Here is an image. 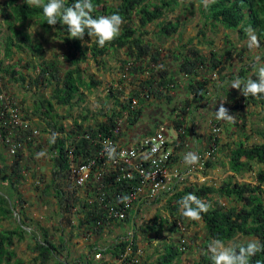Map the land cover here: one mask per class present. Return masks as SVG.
<instances>
[{
	"label": "trees",
	"instance_id": "1",
	"mask_svg": "<svg viewBox=\"0 0 264 264\" xmlns=\"http://www.w3.org/2000/svg\"><path fill=\"white\" fill-rule=\"evenodd\" d=\"M73 2L74 0H65L68 5ZM92 4L93 11L91 14L93 16L117 12L122 18L119 35L110 42H106L103 47H98L95 37H89L86 32L82 40L69 37L67 27L61 25L59 21L55 25H48L42 19L41 10L32 7L28 0H5L0 5V15L3 16L10 30V35L6 42V56L10 57L16 50L20 51L24 48L32 51L35 55H41L42 45L36 42L32 34L24 27V23L29 20L37 21L46 31L56 28L69 50L64 57L71 66L63 67V64H60L55 59L44 60L34 65H31L32 60H27L28 62L24 65L25 67L32 66L38 69L37 74L31 78L33 85L38 87L55 85L50 96L39 95L34 100L32 112L42 122H45L44 131L51 129L52 137L47 139V153L53 175L50 181L43 185L42 191L57 198L61 216V208L71 209V204L77 203L79 200L77 198L69 199L70 195L66 194L62 188L65 184V171L68 167L65 141L73 138L83 128L88 126L91 129L95 128V124L90 123L89 116L84 113L68 124L62 123L60 117L64 116L55 111V104H72L73 99L77 95L83 94L82 88L92 90L93 87L99 84V80H96L94 76H91L90 80L85 78L86 76L81 69L80 62L87 60L88 57L99 61L100 57L111 50L125 49L131 61L142 63L141 66L134 68H140L145 71L146 67L149 68V66L155 64L158 67L157 73L162 77L160 80H157L156 75H151V78L147 77L140 89H134L127 94L119 110L115 108L111 112L106 113L102 120L95 121L99 128L107 133L113 132L114 123L119 117L126 116V124L128 126L139 121L142 107L132 108V101L134 98L139 97V99L141 98L139 100L141 104V101L143 102L142 95L145 98H150L151 95L160 96L161 92L156 87L155 81L160 86L167 87L169 84L174 83L175 80L171 75L168 76V69L164 67L165 63H160V59L165 40L177 33L179 23L172 20H162L161 18L166 13L174 11L180 5V0H120L117 4H109L106 0H92ZM202 17L205 24L212 26L221 24L227 29L238 30L242 38L247 37L248 28H252L256 30L259 39L261 41L264 40V0H211L206 6H203ZM153 23H156L157 29L150 31L147 26ZM149 33H154L155 40H151L147 36ZM85 40H90V42H83ZM177 53L173 51L174 56L179 58ZM1 54L0 51V74L5 72L14 80L25 82L26 76L23 72L15 70L14 64L4 66ZM180 54L183 56L180 70L188 79L186 87L189 99L184 103V109L186 107L189 108L192 103L194 106H199L208 99L209 92V78L201 77L200 69L204 67L210 70L215 69L221 66L222 59L215 52L212 53L211 57H208L196 46L188 48L185 54L180 51ZM126 61L124 60V62ZM237 78L242 80L247 78L256 79L254 66L246 68V64L242 65ZM109 91L117 102H119L120 96L124 94L123 89L114 88L112 84ZM141 92L144 94H141ZM227 100L232 102V106L227 108L228 112L239 117L242 116L237 111L244 109L246 106H264V97L244 96L238 88H232L227 92ZM0 107H4L1 102ZM125 111H128V113H124ZM176 121L178 126L183 125L182 122ZM5 129L2 122H0V148L3 145L2 136L6 133ZM15 131L19 137H25V133L21 128H17ZM187 131L181 136L187 135ZM58 132L60 134H57ZM258 133L261 141L249 143V136L246 135V139H240L229 154L230 169L236 174L254 170V166L256 164L259 165L255 182L240 183L237 181L233 182L231 178H227L220 185H187L169 196L166 207L170 211L171 217H152L147 223L140 225L136 229L135 238H137L139 231L152 242L153 240L149 235L154 234L158 238L164 231L166 224L171 230H174L177 229L179 222L185 223L188 218L180 214L178 201L182 196L191 192L208 205L207 211L202 212L199 216L204 221L206 229L205 249L201 253V258L195 260L193 264H211L207 245L214 238L227 242L241 234L253 237V240H257L264 245V127ZM216 142L218 145V138ZM184 146V141H182L177 145V149H182ZM77 147H79V144H77ZM38 149L37 144L29 141L25 151L22 150L15 156H9L5 149L4 151L0 150V226L4 220L14 216L21 219L12 229L0 228V264H47L52 258L55 259L57 264H77L80 260L70 263L67 257L66 260L62 259L65 256L64 251L68 242L65 236H61L59 242H56L51 238L47 228H40L37 222L36 226L40 230L42 229V232H39L36 226L32 227L33 225L25 220L24 203L26 200L23 198L20 185L25 181V170H28L30 166L23 161L22 156L25 155L26 151H29L28 157L36 158L35 152L37 153ZM54 149L58 150V154L51 156ZM6 156H9L12 160L9 161ZM217 159L216 156V160L207 161L206 168L217 166L221 162L219 160L217 162ZM216 196L227 198L232 203L225 205L221 202H216L214 200ZM92 215L93 219H89L90 225L95 231L101 232L103 228L95 227L97 221V216L95 217V215L98 214L90 209L87 212V216L91 217ZM27 226H30V228H27ZM28 234L35 239L32 246L35 256L31 261H26L19 257L15 248L16 242L26 238ZM127 243L128 241L121 239L109 244L102 251L104 253L111 252L113 256H117L125 249ZM157 245L159 246H157V249L162 250L155 261L150 259L143 261L141 259V262L136 264H175V261L179 259L184 251V249L173 243L158 242ZM185 246H187L186 243ZM134 247L137 248V243H135ZM94 249L98 251L102 249V246L99 244L95 245ZM91 263L92 259H88L84 264ZM96 264L109 263L96 260ZM250 264H264V249L258 251L250 258Z\"/></svg>",
	"mask_w": 264,
	"mask_h": 264
},
{
	"label": "rangeland",
	"instance_id": "2",
	"mask_svg": "<svg viewBox=\"0 0 264 264\" xmlns=\"http://www.w3.org/2000/svg\"><path fill=\"white\" fill-rule=\"evenodd\" d=\"M3 1L5 0H0V5ZM106 1L109 4H117L120 0ZM209 1L211 0H180V5L174 11L166 13L161 18L162 20H172L179 23L177 33L165 40L160 59V63H165L164 67L168 69V76L171 75L175 80L174 83L169 84L167 87H162L155 81L156 87L160 89V96L151 95L150 98H145L142 95L143 102L141 101V104L139 103L137 106V108L142 107V113L136 123V131L139 133L152 132L159 124H166L169 136L177 133L178 139L182 141L200 138V145L193 141V146L195 147L190 151L194 152L197 148L205 150L210 145L213 137L210 121H217L221 125V131L216 136V139H219L216 156L218 158L217 162L218 160L221 162L215 167L206 168L205 166L195 169L194 174L187 180V185H220L227 178H231L233 182H255L259 165L256 164L254 170L236 174L230 169L229 154L240 139H246V135L249 136V143L261 141L258 132L264 127V106H246L244 109L237 111L240 112L242 117L230 114L232 116L231 121L217 120L215 111L221 105L226 109L232 106V102L227 100V92L233 88L229 83L237 78L242 65L246 64V68H250L254 64L264 63V40L261 41L256 30L252 28H248L247 37L242 38L238 30L227 29L221 24L215 26L205 24L202 17V8ZM24 27L32 34L34 40L42 45L41 55H35L32 51L24 48L20 51L16 50L10 57L6 56V42L10 35V30L3 16L0 15V51L2 53L1 58L4 60L3 64L4 66L14 64L15 70L23 72L26 76V81L20 82L14 80L9 74L2 72L0 74V84L3 88L1 91H5L11 97H15L31 117L36 119L42 132H44L45 122H42L41 119L33 114L32 108L34 100L39 95L50 96L55 85L51 84L47 87L33 85L31 78L37 74L38 69L32 66L25 67L24 65L29 60H32L31 65H34L44 60L55 59L60 64H63V67L71 66L64 57L69 50L56 28L46 31L35 20L25 22ZM147 28L150 31L156 30L157 25L156 23L149 24ZM253 35L258 41V46L250 48L248 46L249 38ZM147 36L151 40H155L154 33H149ZM83 42L89 43L90 40ZM192 46L198 47L208 57H211L212 53L215 52L222 59V64L212 70L206 67L200 69L201 77L209 78L208 99L199 106H194L192 103L189 108L186 107L184 109V103L189 99L186 87L188 79L180 70V63L183 60L180 51L185 54L187 49ZM173 51L176 53L179 51L177 53L179 58L174 56ZM124 60L127 61L124 62ZM141 65V62L134 63L131 61L125 49L111 50L100 57L99 61L92 57L81 61L80 66L83 73H85V78L90 80L91 76H94L96 80H99V84L93 87L92 90L82 88L83 94L77 95L73 99L72 104H55V111L64 116L60 117V121L70 124L74 118H77L82 113L89 116L90 122L100 120L113 109L117 108L119 110L127 94L134 89H140L147 77L151 78V75H156L157 80L162 78L157 73L158 67L155 64L149 66V68L146 67L145 71L140 68H134ZM111 84L114 88L124 90L119 102L116 101L114 96L110 95L109 88ZM141 94L144 93L141 92ZM176 120L182 122L183 125L178 126ZM186 130H188L187 135L181 136V133L183 134ZM43 141V136L37 138L39 149L37 153L35 152L36 158L28 157L29 151H26L25 155L22 156L23 161L30 166L28 170H25L26 179L20 185L23 198L26 200L24 203L25 220L31 223L32 227H35L38 222L40 228H47L51 238L56 242H59L61 236L68 238L64 251L65 256L62 259L66 260L67 257L70 263L80 260L77 264H84L88 259H92L91 264H96L94 246L98 244L100 246L108 245L117 236L118 231L124 229L114 228L105 232L102 231L100 234L93 230L95 233L89 234L91 229L84 228V225L81 226L79 223L80 216L73 214L70 215V219L73 224H79L81 229L68 226L66 222L70 219L64 218L59 214L57 198L42 191L43 185L49 182L53 175ZM4 149L2 145L0 150L4 151ZM6 157L9 161L12 160L9 156ZM166 199L144 211L140 217L141 223L145 224L155 216L171 217L170 211L166 207L168 203ZM214 200L225 205L232 203L229 199L219 196H216ZM19 220L21 219L17 216L4 220L0 228L12 229ZM36 227L37 231L42 232V229L40 230L38 226ZM27 228H30V226H27ZM149 236L152 238V242L138 231L137 241L138 246L142 249L141 259L143 261L146 259L155 261L162 250L157 249L158 242L173 243L184 249L175 264H193L195 260L201 258V253L205 249L206 229L204 221L200 217L196 220L187 219L185 223L179 222L177 229L174 230H171L166 224L164 231L158 238L154 234ZM183 237L186 238L187 246L185 247H182L181 239ZM253 239V237L238 234L233 240H229L225 244H238ZM34 242L35 239L29 234L23 240L17 241L15 245L17 255L26 261H31L35 256L32 248ZM107 262L114 264L115 260L112 258ZM47 264L57 263L52 258Z\"/></svg>",
	"mask_w": 264,
	"mask_h": 264
},
{
	"label": "built area",
	"instance_id": "3",
	"mask_svg": "<svg viewBox=\"0 0 264 264\" xmlns=\"http://www.w3.org/2000/svg\"><path fill=\"white\" fill-rule=\"evenodd\" d=\"M0 88L3 89L1 84ZM139 100V97L133 99L132 108L139 105ZM0 102L4 106L0 107V122L6 128L2 136L6 153L15 156L26 149L29 141L37 144L40 136L44 137L43 146L47 150V139L52 137L51 129L42 132L36 119L5 91H0ZM90 123H94L95 128H83L65 141L68 167L62 188L70 195L69 199L79 200L71 204V209L62 208V216L70 219L71 214L79 215L81 226L91 229L89 234H100L114 228L124 229L119 230L109 244L123 239L128 241L125 249L113 256L111 252L102 251L108 244L96 251L95 258L100 262L113 258L114 264L140 263L142 249L138 246L135 231L142 225L141 215L149 207L166 198L168 200L173 193L187 186V180L195 169L205 167L207 161L216 158V136L221 131V125L217 121H210L213 135L211 143L205 150L197 148L194 153L199 159L195 164L188 165L182 159L184 149H177L182 140L178 139L177 133L169 136L166 124H159L152 132L139 133L136 131L137 125L128 126L126 116H122L116 119L113 132L107 133L95 121ZM17 128L23 130L25 137L17 135ZM183 141L184 147L189 148L191 141ZM107 147L115 149L113 158L108 157ZM194 147L192 144L191 150ZM57 154L58 150L54 149L51 156ZM90 209L98 214L95 215V227L103 228L101 232L95 231L89 223V219H93V215L87 216ZM66 223L81 229L71 219ZM181 242L182 247H185L186 238L183 237ZM135 243L137 248L134 247Z\"/></svg>",
	"mask_w": 264,
	"mask_h": 264
},
{
	"label": "clouds",
	"instance_id": "4",
	"mask_svg": "<svg viewBox=\"0 0 264 264\" xmlns=\"http://www.w3.org/2000/svg\"><path fill=\"white\" fill-rule=\"evenodd\" d=\"M28 3L41 10L42 19L48 25H55L59 21L61 25L66 26L69 37L82 40L86 32L89 37H95L98 47H103L106 42H110L119 35L122 23L119 13L112 12L108 15L93 16L91 14L93 11L92 0H74L70 5L66 4L65 0H28ZM248 46L250 48L258 46L254 35L249 38ZM254 70L256 79L235 78L230 81L229 85L238 88L244 96L264 97V63L254 64ZM215 117L217 120H232V116L223 105L215 111ZM114 152L113 147L106 148L109 158L114 157ZM182 159L185 164L192 165L197 162L199 157L196 153L189 151L183 155ZM178 204L180 214L190 220L198 219L200 214L208 209V205L191 192L182 196ZM207 248L211 264H250V258L264 249V245L257 240L225 244L221 239L214 238L208 243Z\"/></svg>",
	"mask_w": 264,
	"mask_h": 264
},
{
	"label": "crops",
	"instance_id": "5",
	"mask_svg": "<svg viewBox=\"0 0 264 264\" xmlns=\"http://www.w3.org/2000/svg\"><path fill=\"white\" fill-rule=\"evenodd\" d=\"M199 139H200V138L195 139V140L190 139V141H192V142H190V145H189L190 147H189V148H188V146H187V147H184V148H183L184 151H182L181 155L183 156L184 153L189 152V151L191 150L192 144L194 143L193 141H195L197 145H200V142H199L200 140H199Z\"/></svg>",
	"mask_w": 264,
	"mask_h": 264
}]
</instances>
